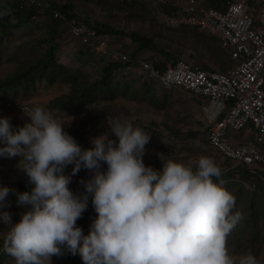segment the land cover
<instances>
[{
    "label": "clouds",
    "instance_id": "9594fccd",
    "mask_svg": "<svg viewBox=\"0 0 264 264\" xmlns=\"http://www.w3.org/2000/svg\"><path fill=\"white\" fill-rule=\"evenodd\" d=\"M23 112L30 122L16 129L10 117L0 118V157H19L17 167L33 186L22 193L0 186V209L16 200L28 209L18 223L9 211L21 207L0 212L3 250L15 264H51L63 247L83 264H237L226 245L242 217L233 214L235 197L222 187L213 159L200 156L193 168L158 154L157 171L144 164L151 136L139 126L109 118L115 139L98 135L85 149L44 108ZM69 165L72 175L82 167L91 173L80 182L82 194L69 188ZM11 192L17 199L7 201ZM89 198L97 218L85 236L77 221ZM239 264L259 261L248 252Z\"/></svg>",
    "mask_w": 264,
    "mask_h": 264
},
{
    "label": "trees",
    "instance_id": "16d2710c",
    "mask_svg": "<svg viewBox=\"0 0 264 264\" xmlns=\"http://www.w3.org/2000/svg\"><path fill=\"white\" fill-rule=\"evenodd\" d=\"M39 1L50 3L52 9L62 13L65 19L55 18L52 11H48L42 6L33 5L21 8L19 5L12 3L11 1H7L8 3H5L4 1L3 3V0H0V11L1 9L6 11V14L0 15V59L6 55L9 61L15 62L19 65L17 71L11 77L0 81V89H9L13 87L17 88L19 86H23L27 89L35 85L38 81H46L49 84L67 82L71 86L70 93L53 99L49 105L52 109L66 112L70 116H78L85 113L89 105L99 102H111L119 97L120 94L126 95L131 89L130 85H123L121 90H117L118 84L115 82L117 77L116 74L122 71L124 66L120 62L114 61L110 55H108L110 60L105 61L101 59L95 63L96 66L100 68V75L93 80H83L85 78V74L81 71V69H68L63 64L58 63L57 52L61 47L60 36L64 33L67 34V31L70 33L67 21H70L71 19H77L80 22L86 23L101 36L109 37V35L112 36L119 34L131 40V42L136 44L139 49L153 51V55L151 57L142 60H145L161 69H164L166 63L170 60H187L181 58L179 55L170 53L166 45L156 42L157 39L174 43L184 42L187 39L197 42L208 51L210 59L218 65L217 67L221 72L228 71L233 64L230 62L232 61L230 55L222 47L220 39L207 36L198 28L184 27L183 32L180 35L169 34L167 31L159 32L157 39H149L138 32L125 33L121 30H114V28H110L105 24L102 25V27L97 25L98 23L93 26L91 19H85L82 15L77 13L76 6L71 2V0L62 4L53 2L52 0ZM104 1L107 5V11L110 14L111 4L108 0H102L101 2ZM177 1L178 0H166V4L159 2L156 7L154 6L155 8H149L146 4H139L135 0H123L119 5L118 10L125 13L128 19L131 20L144 19L148 16H151L152 19L156 20L155 15L160 11L169 15L176 12L177 9L173 6V4ZM198 1H200L201 7L203 8L226 11L229 3L233 0ZM252 3L253 5H264V2L260 0ZM38 14L41 18L35 19V16ZM23 26L42 27L43 31H46L47 36L34 40L29 37V39H26L23 44L18 46V52H11L6 45L5 40L11 39ZM70 37L74 41H77L71 33ZM31 44L35 45L37 49L40 48L41 51H22V48L25 49ZM109 47L111 49L110 43ZM93 53L95 52L92 49L86 48L84 55L91 56ZM123 53L129 56V64L133 68H137L138 61L140 60L133 56L134 53L132 54L127 50H124ZM101 56L103 57V55ZM204 66L207 71H214L208 68L210 67L209 65ZM151 83L152 82L150 81H146L142 85L145 89H149V85ZM194 100H196V98H194ZM98 120H101V123H98ZM151 126L145 127L143 125H139V127L151 136L150 142L145 146L147 149L152 147L153 136L156 132L153 131V127ZM166 127L169 130V134L175 138L173 139L175 141L179 136L178 131L168 125H166ZM106 133H108L109 139H115L112 137L108 118L105 114H102L101 117H91L82 120L80 123H76L71 130L70 135L73 136L76 141H79L81 138L89 135L97 137L98 135ZM200 135L207 136L205 143L208 144L207 129L203 133L195 131L190 132L189 136H186L195 141ZM172 144L174 145L173 141ZM167 146L168 145H161L158 147L155 145L153 148L159 151L161 150V154L166 152V154H164L165 159H172L176 162L189 165V158L187 157L174 156L172 158H167V154H172V151H170L171 147L169 148ZM147 158H150L148 160H151L152 162L150 161L149 163V161H144L145 166L152 167L157 171H162L163 163L160 160L159 155L153 157V155L149 153ZM224 162L219 163V161H215L216 165L221 169L222 175L220 180L223 181L222 187L235 197L236 203L234 209L232 210L233 214L239 212L242 217L231 233L227 236L226 246L228 253L229 255H246L248 252H251L257 258L259 264H264L263 261H260V256L264 252V182H262L258 177H255L250 170L232 169L231 164L228 161ZM151 164H157L160 165V167H153ZM220 164H224L225 166L221 167ZM189 166L195 168V161H193ZM66 175L70 176L69 174ZM214 182L220 183V181H217L215 178ZM247 185H254L255 187L251 190L247 187ZM32 187L33 186L28 183L27 176H25L22 183L17 186V192L22 193L25 191H31ZM76 187V182H74L73 185H69L70 190L74 193H84L85 190H76ZM13 198L17 199V196L15 195ZM7 201H10V197L7 198ZM96 218L97 213L91 204V198H89L87 210L82 214V218L77 221V226L83 229V234L85 236L89 234L90 226ZM62 251L63 255L53 256L51 259L58 261L59 264H83L79 254L72 255L66 247H63ZM9 259H12V257L4 252L3 245L0 244V264H6V261ZM12 260L14 261V259Z\"/></svg>",
    "mask_w": 264,
    "mask_h": 264
},
{
    "label": "rangeland",
    "instance_id": "374dc122",
    "mask_svg": "<svg viewBox=\"0 0 264 264\" xmlns=\"http://www.w3.org/2000/svg\"><path fill=\"white\" fill-rule=\"evenodd\" d=\"M2 1V0H1ZM8 3L10 0H3V3ZM8 1V2H7ZM56 3H66L69 0H52ZM102 0H71L76 6L77 13L82 15L85 19H91L92 25H107L114 30H121L125 33L138 32L149 39H157L159 32H169V34L180 35L183 29H167L164 28L148 16L144 19L131 20L128 19L125 13L118 10L120 3L123 0H108L111 4V13L107 11L106 2ZM130 1V0H128ZM139 4H146L149 8H155L160 0H135ZM187 1V0H178ZM256 2L258 0H255ZM263 1L264 0H260ZM181 2V3H183ZM260 3V2H258ZM261 5V4H260ZM113 6V7H112ZM155 6V7H154ZM4 12V13H3ZM6 14V11H0V15ZM35 19L41 18L38 14ZM46 31L42 27H27L23 26L17 33L8 40H5L6 45L11 52H18V46L23 44L29 37L34 39H40L46 37ZM30 38V39H31ZM111 49L124 51L127 50L133 54L136 59L142 60L149 58L153 55V51L141 50L136 44L132 43L131 40L122 35H109L107 37ZM156 42H160L162 45L168 47L170 53L179 55L181 58L186 59L193 65H196L202 69L204 65H209L210 70L219 71L220 69L211 59L208 51L202 47V45L192 40H185L184 42L174 43L165 40L157 39ZM61 47L58 54V63L63 64L68 69H81L85 74V79L93 80L100 75V68L96 66V62L99 60H110L107 54L93 53L91 56H85V47H82L78 41H74L70 37V33H64L60 36ZM27 48V49H26ZM22 51L26 52L30 50H38L35 45H30ZM21 53V52H20ZM103 55V57L101 56ZM231 64L233 61H230ZM19 65L15 62L9 61L7 56H3L0 59V81L11 77L18 69ZM207 70V69H206ZM115 82L118 84L117 90H121L123 85H130L131 89L126 95H119L115 100L111 102H99L93 105H89L86 112L78 116H70L68 113L63 111H56L52 109L49 103L63 95L70 93L71 86L67 82H56L49 84L46 81H38L35 85L25 89L23 86L17 88L0 89V118L10 117V123L13 128L23 127L30 120L24 115L25 112L33 107H42L46 111L50 112L54 118H56L63 126L64 130L70 135L71 130L76 123H80L82 120L91 117H101L105 114L108 118H118L123 123H130L133 127L143 125L145 127H153V131H156L153 136V145L150 149L145 148L144 161L149 153L153 157L161 154V150H156L153 146L157 145H168L171 147L170 151L172 154H167V158L174 156L187 157L188 162L197 161L200 156H207L219 163L223 162V158L219 156L212 148L205 143L207 136L200 135L195 141L189 136L190 132H201L203 133L208 127V117L206 109L209 106L208 101L203 99H196L185 91L180 89H172L170 91H163L156 83H151L149 89H145L142 85L141 80H138V74L133 73L126 77H118ZM124 83V84H123ZM101 123V120H98ZM159 125V126H156ZM166 125L172 127L178 131V138L175 139L171 134ZM246 131L237 133L230 132L231 138L237 143V135L244 134ZM109 137L108 133L103 134ZM187 135V136H186ZM95 138L92 135L81 138L78 142L83 148H91V139ZM204 139V140H203ZM170 141V142H169ZM174 142V145L172 144ZM204 141V142H202ZM240 141V139H239ZM170 143V144H169ZM158 149V148H157ZM163 155L166 152L162 153ZM187 155V156H185ZM19 157L16 158H4L0 157V186L9 187L17 192V186L22 183L25 178V174L22 173L17 167L19 163ZM152 159V158H151ZM152 162V161H151ZM229 162V161H228ZM225 163V162H224ZM230 163V162H229ZM226 164V163H225ZM153 167H160L157 164H151ZM220 166H225L220 164ZM74 165H69L64 174H69L71 182L69 185L77 183L76 190H85L84 186L80 183L82 180L87 181L91 178V173L85 168L72 175ZM106 169V165H104ZM15 192H11L7 198H13ZM28 209L21 207L18 210H10L12 214V220L14 223H18L21 218V214L26 212ZM6 226L0 223V244L3 245L4 235ZM231 257L236 259L237 264L239 258L243 254H231ZM13 259V258H12ZM12 259L6 261V264H15ZM260 261L264 262V252L260 256ZM51 264H59L58 261L51 259Z\"/></svg>",
    "mask_w": 264,
    "mask_h": 264
},
{
    "label": "built area",
    "instance_id": "2783aa9c",
    "mask_svg": "<svg viewBox=\"0 0 264 264\" xmlns=\"http://www.w3.org/2000/svg\"><path fill=\"white\" fill-rule=\"evenodd\" d=\"M21 8L38 5L54 13L50 3L39 0H10ZM166 4V0H160ZM177 1L176 12H158L156 21L168 29L198 28L207 36L220 39L233 61L226 72L207 71L185 60H170L164 69L140 60L133 68L127 54L110 49L107 37L101 36L84 22L67 21L71 35L85 48L123 64L116 75L126 77L134 72L142 84L156 83L163 91L180 89L196 99L208 101V144L233 169H247L264 182V5L255 0H233L226 11L206 9L198 0ZM252 128L255 143L238 144L230 132L241 133ZM9 207H21L11 201Z\"/></svg>",
    "mask_w": 264,
    "mask_h": 264
},
{
    "label": "crops",
    "instance_id": "0c3cea01",
    "mask_svg": "<svg viewBox=\"0 0 264 264\" xmlns=\"http://www.w3.org/2000/svg\"><path fill=\"white\" fill-rule=\"evenodd\" d=\"M246 133L237 135L238 144H250L255 143V134L252 128L245 130ZM240 139V141H239Z\"/></svg>",
    "mask_w": 264,
    "mask_h": 264
}]
</instances>
